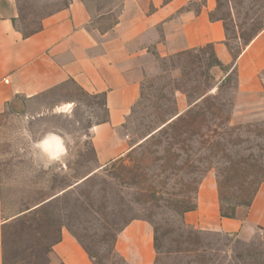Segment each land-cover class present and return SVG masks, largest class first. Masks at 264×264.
I'll list each match as a JSON object with an SVG mask.
<instances>
[{
	"label": "rangeland",
	"instance_id": "1",
	"mask_svg": "<svg viewBox=\"0 0 264 264\" xmlns=\"http://www.w3.org/2000/svg\"><path fill=\"white\" fill-rule=\"evenodd\" d=\"M69 1L15 0L16 27L29 34ZM82 1L100 31L114 25L124 2ZM211 7L210 17L224 24L234 59L264 29V0H211ZM209 53L196 55L200 63L195 58L193 63L161 58L155 52L144 59L141 97L126 122L131 149L104 165L96 163L90 141L91 127L106 119L101 97L67 83L4 110L0 203L7 219V264H62L52 255L62 229L89 251L94 264H124L111 249L118 232L138 219L157 232L154 264H264V231L246 227L242 233H191V227H184V211L197 202L206 177L213 179L216 190L223 178L228 197L255 188L262 176L264 181V92L240 87L233 65L207 67ZM196 88L217 94L218 108L231 119L210 126L216 131L208 133L211 152L195 141L187 155L162 137L144 142L174 109L173 99L178 111L186 110L188 98L176 89L191 96ZM46 201L39 220L23 229L12 226L13 219ZM248 209L237 208L236 217L243 218Z\"/></svg>",
	"mask_w": 264,
	"mask_h": 264
},
{
	"label": "crops",
	"instance_id": "2",
	"mask_svg": "<svg viewBox=\"0 0 264 264\" xmlns=\"http://www.w3.org/2000/svg\"><path fill=\"white\" fill-rule=\"evenodd\" d=\"M211 12V0H124L114 25L100 31L92 26L83 1L70 0L43 18L37 32L25 36L15 26V0H0V116L21 100L72 83L103 100L106 119L91 127L90 141L96 163L104 165L131 149L126 122L140 100L144 59L153 57L152 52L165 58L212 46L223 66L236 68L240 87L264 92V29L234 60L224 24L211 18ZM6 221L0 203V264ZM183 221L198 231L242 233L246 227L264 231V181L247 214L226 219L219 213L216 185L206 177L198 190L196 210L185 213ZM114 249L126 264H154L152 226L144 220L129 222L117 234ZM52 255L62 264H93L64 229Z\"/></svg>",
	"mask_w": 264,
	"mask_h": 264
},
{
	"label": "trees",
	"instance_id": "3",
	"mask_svg": "<svg viewBox=\"0 0 264 264\" xmlns=\"http://www.w3.org/2000/svg\"><path fill=\"white\" fill-rule=\"evenodd\" d=\"M40 27L41 25H39L38 29L34 30L33 32L24 35L25 36L32 35L35 32H37L40 29ZM206 50H209L210 52L208 54V58L206 59V66L209 68L216 67L221 70L225 69V66H223V64L215 56L212 46L209 45L203 48L184 51L175 54L172 57L176 59H182V60L186 59L188 61L190 60L192 61V63L195 62L196 60L197 62L200 63L199 57L196 55L203 54L204 51ZM176 91H180L188 98L186 110H184L183 112L178 111L176 100L173 99L172 104L174 105V109L170 111L167 115H165V118L159 120L160 126L157 127L156 129H153L152 132H150V134L146 137V139L144 138L145 139L144 142H148L157 139L158 137H162L169 147L174 146L180 152L187 155L188 152L192 151V143L195 141L199 143L202 150H206L208 153H210L212 147H214V144L210 141L212 138H210L208 133L209 132L210 133L212 132L213 134L216 133V131L210 128V126H215L216 128L220 124L230 123L231 121L230 117H224L220 109L218 108V105L220 104V100L217 98L218 97L217 94L209 95L207 91L199 90L198 88L194 89L193 91L194 95L191 96L185 90L176 89ZM185 163L188 166L189 164L191 165V161H186ZM262 180H263V176L261 177L260 181L257 183L255 188L251 190L242 189L236 196L232 194L229 197L227 194H225L224 179L222 178L218 180L217 192L219 199V213L221 218L235 219L237 208L240 207L250 208L257 195ZM55 198H57V196ZM55 198H52L51 200H54ZM47 202H45L44 204L43 203L38 204L34 208L27 209L24 214L13 219L12 226L23 229L27 226L29 222L31 223L32 220H36V221L39 220V218L41 217L42 207ZM225 206H228V208L225 209L224 208ZM196 208H197V202L190 205L184 211V214L187 212L195 211ZM29 225L30 224H28V226ZM184 227L188 228L189 226L184 224ZM194 231L196 230L192 228L191 233H194ZM153 233H154V248L156 251L158 245V238L155 229L153 230ZM60 235L61 233H59V237L52 245V247L60 241ZM78 243L81 245L79 241ZM82 248L88 254L89 258L93 260L94 257L89 253V251L83 246ZM2 249H3V264H7V247L5 244V236L3 230H2ZM111 252L113 256L118 258L122 263L126 264L124 260L121 257H119V255L115 252L114 244L112 246Z\"/></svg>",
	"mask_w": 264,
	"mask_h": 264
},
{
	"label": "bare ground",
	"instance_id": "4",
	"mask_svg": "<svg viewBox=\"0 0 264 264\" xmlns=\"http://www.w3.org/2000/svg\"><path fill=\"white\" fill-rule=\"evenodd\" d=\"M53 142H55V141H53ZM56 142H58V141H56ZM53 144H54V143H53ZM46 145L48 146L49 144L46 143ZM46 145H45V147H47ZM50 146H51V149H53L52 145H50ZM54 146H55V145H54ZM56 147H57V149H58V146H56ZM56 147H54V148H56ZM49 149H50V148H49ZM55 151H56V150H55Z\"/></svg>",
	"mask_w": 264,
	"mask_h": 264
},
{
	"label": "built area",
	"instance_id": "5",
	"mask_svg": "<svg viewBox=\"0 0 264 264\" xmlns=\"http://www.w3.org/2000/svg\"><path fill=\"white\" fill-rule=\"evenodd\" d=\"M261 82H262V84L264 85V80H262Z\"/></svg>",
	"mask_w": 264,
	"mask_h": 264
},
{
	"label": "clouds",
	"instance_id": "6",
	"mask_svg": "<svg viewBox=\"0 0 264 264\" xmlns=\"http://www.w3.org/2000/svg\"><path fill=\"white\" fill-rule=\"evenodd\" d=\"M37 147H39V145H36Z\"/></svg>",
	"mask_w": 264,
	"mask_h": 264
},
{
	"label": "water",
	"instance_id": "7",
	"mask_svg": "<svg viewBox=\"0 0 264 264\" xmlns=\"http://www.w3.org/2000/svg\"><path fill=\"white\" fill-rule=\"evenodd\" d=\"M145 139H146V138H145ZM145 139H144V140H145Z\"/></svg>",
	"mask_w": 264,
	"mask_h": 264
}]
</instances>
